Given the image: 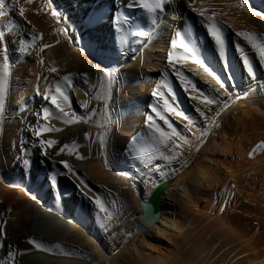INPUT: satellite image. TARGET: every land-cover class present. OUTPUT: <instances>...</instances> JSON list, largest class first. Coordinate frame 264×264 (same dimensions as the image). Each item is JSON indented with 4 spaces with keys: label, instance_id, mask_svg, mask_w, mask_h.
<instances>
[{
    "label": "bare ground",
    "instance_id": "6f19581e",
    "mask_svg": "<svg viewBox=\"0 0 264 264\" xmlns=\"http://www.w3.org/2000/svg\"><path fill=\"white\" fill-rule=\"evenodd\" d=\"M254 1L264 8V0ZM147 2L154 4L155 0ZM246 6L244 0H163V10L150 15L136 0H32L31 3L28 0H0V31L5 33L10 65L9 92L0 124L2 264H110L96 241V229L86 228L87 224L96 227L97 216L89 207L97 206L95 200L104 192L103 188L121 197L122 204L129 205L117 227L109 231L110 235L119 234L121 238L116 253L121 264H190V253L180 254L177 259L174 257L175 260L171 257L173 261L170 256H163V240L171 241L175 230H180L186 220L194 223L200 213L201 200H209L210 194H217L214 191L217 187L223 192L228 183L231 184L230 193L234 187L248 193L245 197L251 206L264 213V146H261L264 145V75L257 74L253 66L257 55L251 46L235 35L249 32L264 36V19L256 15L249 17L245 13ZM20 8L24 9L23 16ZM201 9L206 15L213 16L222 30L224 58L220 57L215 40L208 32L207 22L198 14L197 10ZM53 11L58 15L53 16ZM115 18H118V24L114 22ZM136 32L149 35L136 36ZM177 32L198 51L199 58L213 72V75L205 73L190 59L176 63V69L192 82L195 91L192 85L181 84L167 61L168 52L173 51L170 41L176 38ZM33 36H42V39L32 41ZM44 45L51 46L43 48ZM177 54L183 55V50H177ZM245 56L248 65L244 63ZM104 65L112 67L113 72L111 81L109 76L103 79L101 89L99 78L104 70H108ZM52 68L57 71L51 72ZM83 73H87L88 84L83 83ZM68 74L73 78L72 87L62 90L69 96L65 111L72 122L66 127L65 120L43 96L45 93L49 97L56 94L57 83H63L61 78ZM214 76L223 83V88ZM240 81L249 85L245 95L234 98L230 93L227 104L231 107H221L218 111V117L226 116L229 111L232 113L230 118L217 125L220 145L215 142L216 133H213L206 147L202 146V155L192 156V164L186 172L183 167L171 169L167 174L165 170L159 172L158 179L138 172L125 175L127 167L136 168L135 164L146 156L162 154L155 128H152L153 136L137 135L133 129L152 115L156 127L171 131L151 111L152 106H156L175 128V120L185 119V108L180 100L183 93L195 94L205 88L206 82L220 88L216 96L223 99L227 90L224 82L235 85ZM110 82L115 93L111 126L107 130V103L103 97ZM154 91L162 93V98L154 96ZM98 93H101L99 99ZM165 99L183 115L169 112L164 107ZM85 104L87 109L81 107ZM46 106L51 113L48 121L39 115ZM237 107L240 111H235ZM93 109L91 119H80ZM43 124L55 129L40 137L56 141L52 148L46 149L48 155H42L45 150L40 148L35 136ZM225 126L232 132L227 133ZM240 128L243 132L238 136L236 133ZM258 133H261L260 137L256 136ZM101 136L103 148L99 143ZM107 141L109 154L106 153ZM73 142L75 148L71 154L69 149L60 152L62 145ZM215 153L227 161L217 162L212 157ZM25 160L29 163L25 164ZM62 160L69 163L77 177L63 169ZM53 176L55 187L51 184ZM173 176L177 178L162 198L158 220L153 226H146L138 218L142 208L137 189L147 198L160 180ZM181 188L186 196L181 200L176 198L172 207L166 209L167 198ZM30 192L44 202H35ZM227 205L223 200L217 210L219 214L224 213V217L230 214ZM49 209L63 211L65 217L57 216ZM167 212L174 213L175 217L169 220ZM217 229L205 239L198 236L192 246H188L208 254L212 258L210 264H264V249L249 242L243 237L244 233L231 226ZM127 232L131 233L128 241ZM30 238L46 247L59 244L62 250H39L27 243ZM10 248L15 252L13 260L7 256ZM21 249L27 250L26 255L20 253Z\"/></svg>",
    "mask_w": 264,
    "mask_h": 264
},
{
    "label": "rangeland",
    "instance_id": "374dc122",
    "mask_svg": "<svg viewBox=\"0 0 264 264\" xmlns=\"http://www.w3.org/2000/svg\"><path fill=\"white\" fill-rule=\"evenodd\" d=\"M244 1L247 4L246 8H244L246 9L245 13L249 17L256 15L264 19V8L258 7V4L255 3L254 0H244ZM240 6H242V4ZM243 13L244 11L241 14ZM260 36L262 35L259 34L257 36L258 42H264V36H262V38ZM80 49L82 51H85V49L82 47H80ZM253 52L257 55L253 60L254 63L253 66L257 69L258 72L257 74L262 76L264 75V60L260 59L258 51H255L253 49ZM104 67L109 70V81H111L113 68L107 65H104ZM224 83L227 90L224 93L223 99L216 96V92L221 91V89L216 88L213 85L207 84L206 82H205V88H200V90H198V92L195 94L183 93L180 97V100L182 106L185 108L184 109L185 119L184 121L175 120L176 123L175 129L179 135L173 136L171 138H167L163 142L160 139V142L162 144L161 149H163L162 154L161 155L159 154V156L158 155L157 156L150 155L148 157L146 156V158L143 161L139 163L137 162L135 164L136 168L127 167L125 169L126 172L125 175L128 176L130 172L132 174L138 172L144 176H148L153 179H158L160 178L159 174L165 170H166L165 174H167V172L169 173L171 169H179L182 167L185 168V172L186 170L188 171L189 170L188 166L192 164V156L195 157L202 155L203 153L202 146L203 148H205L206 147L205 144L207 145L210 139H212L213 135L217 132L216 130L217 125L219 123L221 124L220 121L223 119L225 120L230 118L232 114L231 111H229L227 115L224 117H218L219 116L218 111L221 107H225V105H227L226 106L227 109L231 107L230 105H229L230 107L228 106L229 94L231 93V96H234V98H236L237 96L242 98L245 95L246 90L249 88V85H247L242 81L237 82L235 85L230 84L228 82H224ZM200 92H203L209 98H212L217 102L208 104L206 101L203 100V97L200 96ZM114 93H115L114 87L110 82L106 94L103 97V99L107 103V108L105 111V123L107 126V130H109L111 126V105H112ZM257 95L260 96L259 93H257ZM238 109L239 107L235 108V111H240V109L239 110ZM146 114H147L146 116L149 115L148 112ZM140 123L141 124H139V126L137 125L136 127H133L137 135L144 133L146 135L148 134L149 136H153L152 128L156 127L155 119H153V123H154L153 127L149 126L150 123L149 121L144 122L143 120ZM70 124L71 123L65 122L66 127L69 126ZM45 127H48V125L43 124L40 129H43ZM127 128H129V126ZM228 128H229L228 126H225L227 133L232 132V129L231 128L228 129ZM162 131L166 132L167 130L166 128H164L162 129ZM170 132L171 131H168V133ZM242 132L243 130L240 128L237 131L236 135L239 136L242 134ZM48 133L49 132L43 134H48ZM245 133L248 134L250 133V131L248 132L245 131ZM259 134L261 133H258L256 136H259ZM256 136H255V140L257 138ZM105 138L106 139L109 138V132L105 134ZM215 142L218 143V145H220L219 133H216ZM106 153L109 154L108 141L106 142ZM212 157H214L213 159L217 160V162H222V160H224L223 156L217 153L212 155ZM224 161L226 162L227 158ZM128 165L130 164L128 163ZM153 167L156 168L153 170ZM230 185L231 184L228 183L227 187L224 189L223 192H221L220 187H217L214 190L215 192L217 191L216 192L217 194L215 195L210 194L208 196L209 200H205V201L201 200V204H199L200 213L196 217L197 220L195 219L194 223L192 222V224L187 223L186 220V223L184 222L185 224L181 225L180 230H178L179 228L175 230L176 234L172 237L171 241L165 239L163 240V246L161 247L162 253L165 254V255L163 254V256H166L168 258L170 256V258L172 257L175 260V258L177 259L178 256H181L182 254L186 255L190 253L188 256V260L189 261L191 260L190 262L192 264L194 263L210 264L211 262L210 260L212 258L210 259L208 254H205V252L199 253L196 248H193L191 246L194 240L198 236L202 235V237L205 239L206 237H208V235H213L212 230L214 231L218 230L217 228L225 229L228 226H231L232 228L234 227L235 230L239 231L242 234L244 233L243 234L244 238H246L249 242L251 241L253 245H257V246L259 245L258 247L264 249V245H263L264 244V240H263L264 213L262 212L261 209H255L253 205L251 206L252 203H250L249 199L247 200V198L245 197L247 196L246 194L248 193H244V191L238 189L237 187H234V189L230 193L229 192ZM235 189L241 192H238ZM176 190H174L171 198H169L171 200L167 198L166 209L172 207L171 203H175V201L177 200L176 198L178 199L180 198L179 200H181V198L186 196V192L184 191L183 188ZM103 191L104 192L100 195L99 198L104 206V210H101L100 206L98 205L95 207L94 206L89 207L93 210L92 213L95 214V217L97 216V224L96 227L95 226L90 227L88 226L89 224H87L86 228L96 229L97 232L96 241L98 242L100 248L103 249V252L105 253L107 259L110 261V264H121V261L116 254L118 251V245L121 241V238L119 237V234L110 235L109 231L117 227L121 215L126 213V210L128 209L126 207H128L129 205L122 204L121 197H119L115 193L113 194L111 190H108V188H103ZM136 192H137V197L140 201L146 199L144 195H142L140 189H137ZM30 195L35 202H44L42 198L36 195L35 193L30 192ZM223 200H224V205L228 203L227 208L229 209L230 212V214L227 215L226 217H224V213L219 214L217 211L219 209L218 207H220L219 205L223 202ZM49 211H52V213L56 214L57 216L65 217L63 211L59 212L51 209H49ZM217 213L219 215H217ZM165 214L167 215L169 220L175 217L174 213L167 212ZM220 218H222L223 220L225 218L224 222L220 221L221 220ZM101 224H105L106 227H101ZM89 234L91 235V231L89 232ZM127 234H128L127 237V241H128L131 233L127 232ZM110 238L111 240L108 241V239ZM26 252H27L26 249H21L20 251L22 255H26Z\"/></svg>",
    "mask_w": 264,
    "mask_h": 264
},
{
    "label": "snow or ice",
    "instance_id": "6c2138e0",
    "mask_svg": "<svg viewBox=\"0 0 264 264\" xmlns=\"http://www.w3.org/2000/svg\"><path fill=\"white\" fill-rule=\"evenodd\" d=\"M28 2L31 3L32 0H28ZM136 2L140 3V5L145 10H147V12L150 15L155 13L157 10H163V0H155L154 4L148 3L147 0H136ZM197 11H198V14L207 22L206 26L208 28V32L215 40V44L218 47L220 57L224 58V56H225V41L223 39V33H222L221 28L217 26V22L214 20L213 16L206 15L205 11L202 9L197 10ZM23 14H24V9L20 8V15L23 16ZM52 15L57 16L58 13L53 11ZM114 22L118 24L119 23L118 18H115ZM152 23L153 24L156 23L155 19H153ZM135 35L136 36H147L149 34L145 33V32H136ZM235 35L242 38L243 40H245L251 46L252 49L258 51L260 59L264 60V42H258V38L255 34H252L249 32H237V33H235ZM36 39H42V36L41 37H35V36L31 37L32 41H35ZM50 46L51 45H44L43 48H47ZM170 46L173 49V51L168 52L167 61H168L169 65L174 69V71H175L176 75L178 76L182 85H192V82L186 76H184L182 72H180L178 69H176V63L180 62V61L186 62L190 59L192 63L200 65V67L203 68L205 73H207L209 75H213V72L210 70V68L208 66H206L205 63L199 58L200 55H199L198 51L194 47H190V44L185 41L184 37H182L179 32L176 33V38H174L170 41ZM237 48L239 49V45H237ZM177 50H183V55H178ZM240 50L242 51V49H240ZM243 60H244L245 65L249 64L248 58L246 56L243 58ZM50 71L56 72L57 69L52 68V69H50ZM248 72H249L250 76L253 75V71H252L251 67L248 68ZM81 75L84 77L83 83L88 84L89 81L87 79V73H83ZM108 76H109L108 70H104L102 72L101 77L99 78L101 89H103V79L105 77H108ZM9 78H10V65H9V60H8V56H7V46L5 43V33L3 31H0V124L3 123V117H4V113H5L6 99H7L8 92H9ZM214 78L217 79V83H220V87L223 88L224 85H223V83L220 82L219 78L215 77V76H214ZM61 79H62L63 83H60V82L57 83L56 88H55L56 94H53L49 97V95L47 93H45L43 96V99L46 101L50 100V105L56 109L59 116L62 117L65 120V122L71 123L72 119L69 118V113L67 111H65V106L69 104V96L62 89L64 87H66L70 90L72 87L73 78L70 74H68V75H64ZM192 88L194 91L196 90L194 85H192ZM169 91L171 92V88H169ZM38 94H39V92H38ZM153 95L162 98L163 94L154 91ZM200 96H202L203 100L206 101L208 104H212V103L217 102L214 99L209 98L203 92H200ZM97 98L98 99L101 98V93L97 94ZM163 103H164V107L169 112H173L177 116L183 115L182 112L177 111L173 106H171L167 99H165L163 101ZM62 105H64V106H62ZM226 106L227 105H225V107ZM81 107L87 109L86 104L82 105ZM151 111L153 113H155V115L158 116L161 120H163L164 123L167 124L168 128L171 129V132L168 133V132L162 131L159 127H155V131L157 133H159V137H160L162 142L167 138H171L173 136L179 135L177 133L176 129L173 127V125L169 122V120L164 115H162L160 111H158L156 106H152ZM94 112H95V110L93 109L91 112H89L88 116H81L80 119L81 120L91 119V116L94 114ZM39 115L41 116V118L44 121H48L49 117L51 116L49 107H47V106L43 107L42 112ZM147 120L150 122L149 126L153 127L154 126L153 116L149 115L147 117ZM53 130H55V129H52L50 127H45L43 129H38L35 132V136L38 139V143H39L40 148L42 150H45V151H42V155H48V152L46 151V149L52 148L53 145L56 144V141L40 139V137L42 136L43 133L50 132ZM99 143H100V146L103 148L104 147L103 136H101ZM261 146H264V145H261ZM74 148H75V142H73L72 145L65 144V145H62L60 147V152H64L65 149H69V152L71 154V150ZM250 155H251V153H250ZM78 158H82V157L78 156ZM24 163L28 164L29 161L25 160ZM61 164L63 165V169L69 175H71L73 177H77V173H75V171L72 169V167L69 165V163L66 160H62ZM80 183L86 187V184L83 180H80ZM51 184L53 187L56 186L55 176L52 177ZM95 203L98 206H100L101 210H104V206L101 203V200L99 198H96ZM221 211H223V208L221 209ZM101 227H106V225L101 224ZM2 235H4V233H3L2 227H0V236H2ZM27 243L29 245H32L33 247L39 249V250H42V251H51L52 248L61 249V245H59V244L52 245L51 247H46L42 242H40L36 239H31V238L27 241ZM7 256L9 258V260H13V258L15 256V252L13 250H11V248H10L9 251L7 252ZM0 264H2V262H0Z\"/></svg>",
    "mask_w": 264,
    "mask_h": 264
},
{
    "label": "water",
    "instance_id": "95a60500",
    "mask_svg": "<svg viewBox=\"0 0 264 264\" xmlns=\"http://www.w3.org/2000/svg\"><path fill=\"white\" fill-rule=\"evenodd\" d=\"M176 176L160 180L152 189L149 196L145 200H141L140 205L142 212L139 214V220L148 227L155 224L161 214L162 198L171 187Z\"/></svg>",
    "mask_w": 264,
    "mask_h": 264
}]
</instances>
